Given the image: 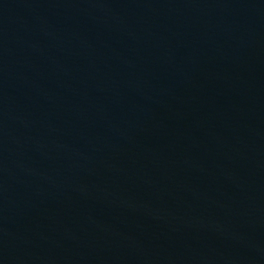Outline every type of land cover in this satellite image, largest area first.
<instances>
[{
  "label": "water",
  "instance_id": "water-1",
  "mask_svg": "<svg viewBox=\"0 0 264 264\" xmlns=\"http://www.w3.org/2000/svg\"><path fill=\"white\" fill-rule=\"evenodd\" d=\"M0 264H264V0H0Z\"/></svg>",
  "mask_w": 264,
  "mask_h": 264
}]
</instances>
